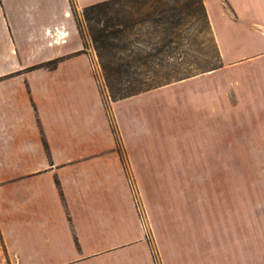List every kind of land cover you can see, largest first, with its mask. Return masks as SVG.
Masks as SVG:
<instances>
[{
    "label": "crops",
    "instance_id": "crops-1",
    "mask_svg": "<svg viewBox=\"0 0 264 264\" xmlns=\"http://www.w3.org/2000/svg\"><path fill=\"white\" fill-rule=\"evenodd\" d=\"M202 2L222 64L108 109L70 1L0 0V235L17 264H244L259 254L255 229L246 250L245 203L213 193L216 179L227 188L231 156L264 147V117L229 124L232 111L264 115V0ZM187 81L199 87L182 154L179 137L164 136V92ZM180 98L168 99L174 115Z\"/></svg>",
    "mask_w": 264,
    "mask_h": 264
},
{
    "label": "rangeland",
    "instance_id": "rangeland-1",
    "mask_svg": "<svg viewBox=\"0 0 264 264\" xmlns=\"http://www.w3.org/2000/svg\"><path fill=\"white\" fill-rule=\"evenodd\" d=\"M126 3L134 7L145 4V11H150L145 15L140 14L143 21L141 26H139L140 28L133 29L130 40L135 47H141L145 53H152L151 55L153 56L145 59L147 66L151 67L155 66L156 63L159 64V66H155L158 71L157 75H159L158 79H160L158 82L162 83L166 80L168 82L158 86L188 79L194 75L213 70L222 64L200 0H126ZM75 9L77 14H79L82 35L86 41L85 51L90 53L94 74L98 81L102 98L109 109V104L113 100H111L97 65L85 22L80 17V8L75 5ZM164 15L168 17L169 23L172 24L170 34H166V26L169 23L166 22ZM158 50L160 51L158 52ZM237 72L236 69H230L225 72L226 78L224 84L226 85L225 90L229 93L230 97V109L232 108V102L235 100L231 94V90H229L230 75H235ZM197 87L199 86L194 81H187L171 87L168 89L169 93L164 92V136L170 139L179 137L182 154L189 153L190 140L194 138L191 122H194V115L196 113L194 114L189 106V95ZM173 95H181L180 100L182 103L181 109L179 112L176 111L175 115L172 111V105L170 106L168 102L169 97H173ZM159 98V100H162V97ZM242 112H230L229 124L231 130L237 127V125L242 128L243 126H250L253 123V119L264 117L262 114L256 115V113ZM241 127L240 129H242ZM244 131H247V128ZM233 133L236 132L234 131ZM240 152L243 153V160H236V156L230 157L227 188L225 187V179H223L222 189L221 180H214L213 200L224 201L226 199V191L228 190V200L230 203L237 201L245 203L246 209L244 213L246 222L244 229L246 250L248 249L247 245H250V248L252 247V231L255 229V234L260 236V252L255 257L251 253L246 252L244 264H264V147H254L246 144ZM232 157L233 159H231ZM239 157L241 158V156ZM253 215L255 218L254 226L252 223ZM0 264H17L16 259L5 248L1 235Z\"/></svg>",
    "mask_w": 264,
    "mask_h": 264
},
{
    "label": "trees",
    "instance_id": "trees-1",
    "mask_svg": "<svg viewBox=\"0 0 264 264\" xmlns=\"http://www.w3.org/2000/svg\"><path fill=\"white\" fill-rule=\"evenodd\" d=\"M69 1L78 29L82 33L74 0ZM200 1L206 15L203 2ZM148 12L150 11H145V4L134 7L128 5L126 0H102L80 9V17L85 22L90 45L111 100L127 97L168 82V80L158 82L160 79L155 66L159 64L147 66L145 59L153 56L152 53H145L141 47H135L130 40L133 29L140 28L143 21L140 14L145 15ZM167 18L165 16L166 22L169 23ZM166 28V34H170L172 24L169 23ZM57 61L58 58H54L34 67H52Z\"/></svg>",
    "mask_w": 264,
    "mask_h": 264
}]
</instances>
